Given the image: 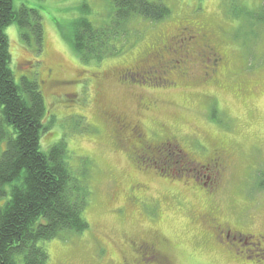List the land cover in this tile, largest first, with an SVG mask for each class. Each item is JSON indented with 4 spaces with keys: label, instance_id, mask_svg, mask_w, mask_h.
Wrapping results in <instances>:
<instances>
[{
    "label": "rangeland",
    "instance_id": "374dc122",
    "mask_svg": "<svg viewBox=\"0 0 264 264\" xmlns=\"http://www.w3.org/2000/svg\"><path fill=\"white\" fill-rule=\"evenodd\" d=\"M161 1L169 16L130 22L123 55L83 63L63 35H70L76 18L96 27L110 22L109 1L14 0L15 8L41 17L39 53L17 25L5 31L15 81L37 82L43 96L40 150L63 141L72 178L91 192L85 232L38 243L47 264H133L130 247L141 242L159 250L163 264H264L245 262L219 245L200 219L209 213L227 224L224 229L264 235V0ZM185 33L193 39L185 42L191 55L182 64ZM207 47L223 58L217 76L202 62ZM153 59L164 62L165 84L141 74ZM128 71L132 80L117 83ZM114 117L138 124L152 142L170 135L198 164L214 147L224 151L216 198L210 202L198 185L178 182L175 159L168 161L172 174L158 158L144 157L136 167L133 142L117 136Z\"/></svg>",
    "mask_w": 264,
    "mask_h": 264
},
{
    "label": "trees",
    "instance_id": "16d2710c",
    "mask_svg": "<svg viewBox=\"0 0 264 264\" xmlns=\"http://www.w3.org/2000/svg\"><path fill=\"white\" fill-rule=\"evenodd\" d=\"M107 1L111 4L110 22L96 27L84 17L76 18L71 21L70 35H63L83 63L123 55V36L128 35L130 22H159L170 14L161 0ZM13 3L0 0V264H47V251L38 243L85 232L88 224L83 212L91 192L72 178L63 141L46 152L40 150V137L46 130L43 96L37 82L24 76L15 81L5 31L17 25L20 37L26 42L33 39L39 53L41 17L38 11L15 8ZM122 76L115 79L117 83L131 77ZM158 163L165 166L164 160ZM176 179L185 186L191 183L186 174Z\"/></svg>",
    "mask_w": 264,
    "mask_h": 264
},
{
    "label": "flooded vegetation",
    "instance_id": "af4514ba",
    "mask_svg": "<svg viewBox=\"0 0 264 264\" xmlns=\"http://www.w3.org/2000/svg\"><path fill=\"white\" fill-rule=\"evenodd\" d=\"M185 35H182L179 46L182 49V64L184 63L183 59L188 58V56L191 55V48H189L185 42L193 39L189 33H185ZM183 46H185L184 49ZM200 56L204 64L210 63L209 65L211 66L212 74L217 76L219 74V66L223 65L222 56L216 53L214 49L209 47H207L206 52ZM153 60L156 61L154 62V68L149 67L151 70L142 72L141 74H144L145 76H149L150 74V76L152 75L153 80H156L158 83L165 84L167 72H165L166 68L165 65H163L164 62L158 61L157 59ZM48 73L51 74L52 70H48ZM135 73L136 75H140L138 72ZM127 75H131V73L128 72L126 75H124V77H122V79L126 78ZM128 78L130 80L132 75ZM53 83H56L58 86L64 84L60 83L58 80H54ZM140 101L142 102V106H145L144 102L142 100ZM149 110L150 107L147 108V111ZM112 121L115 123L117 131H120L121 133L120 134L118 132V134L125 138L124 140L122 139V141L125 143L128 142V144L133 142L134 154L132 153V155L134 157L136 166H138L141 162H145L146 159H144V157L153 159L158 158V162L160 160L165 161V168L162 170L172 174V172H170L172 168L167 162V160L169 161L171 157L173 160L175 159L178 161V164L175 162L172 163L178 166V173L175 174H178V176H185V174L189 175L191 178L190 182L194 185H198L202 191L205 192V195L209 198L210 202L216 198L223 183V174L221 175V173L223 172L227 161L224 151L214 147L210 151L209 158L206 160V162L204 164H198L193 158H191L189 155L187 156V154H185L179 148V146L176 144L175 138L171 137L170 135H167L165 138H163V135H161V141L156 140L152 142L148 139L145 129L141 128V126L138 124L131 125L122 118L119 119V117H114V120ZM171 141L175 144L177 148L176 150L172 149L171 151ZM139 152H144L147 155L141 156ZM170 161H172V159ZM151 164L153 165L155 162L152 161ZM200 219L201 222H203L202 224H204L208 229V231H206V233H208V237L211 235L219 245H224L226 243L227 245H225V247L228 251H232L233 254H236L237 256L241 255L239 259L242 258L243 261L251 263L264 260V235H262V233L259 234L257 232H246L240 226H237L234 229H224L227 224L224 222L219 224V218L212 216V214L209 213L201 216ZM130 249L132 251V256H134L132 261L133 264H163V254L149 243L141 242L134 244L131 245ZM165 264L167 263L165 262Z\"/></svg>",
    "mask_w": 264,
    "mask_h": 264
}]
</instances>
